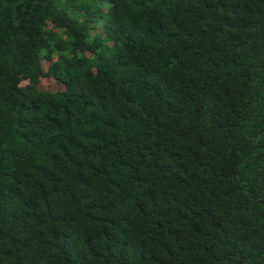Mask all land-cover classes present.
<instances>
[{"label": "trees", "instance_id": "1", "mask_svg": "<svg viewBox=\"0 0 264 264\" xmlns=\"http://www.w3.org/2000/svg\"><path fill=\"white\" fill-rule=\"evenodd\" d=\"M0 264H264V0H0Z\"/></svg>", "mask_w": 264, "mask_h": 264}]
</instances>
